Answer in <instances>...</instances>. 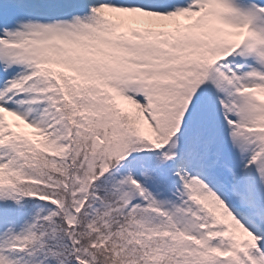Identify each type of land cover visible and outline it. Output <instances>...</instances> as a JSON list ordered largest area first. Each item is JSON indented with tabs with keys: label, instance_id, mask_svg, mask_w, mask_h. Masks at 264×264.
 Here are the masks:
<instances>
[{
	"label": "snow or ice",
	"instance_id": "obj_1",
	"mask_svg": "<svg viewBox=\"0 0 264 264\" xmlns=\"http://www.w3.org/2000/svg\"><path fill=\"white\" fill-rule=\"evenodd\" d=\"M0 264H264V0H0Z\"/></svg>",
	"mask_w": 264,
	"mask_h": 264
}]
</instances>
